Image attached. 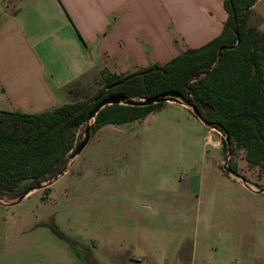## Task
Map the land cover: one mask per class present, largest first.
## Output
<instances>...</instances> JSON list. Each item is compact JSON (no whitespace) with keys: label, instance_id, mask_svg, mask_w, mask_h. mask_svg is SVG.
Returning <instances> with one entry per match:
<instances>
[{"label":"rangeland","instance_id":"obj_1","mask_svg":"<svg viewBox=\"0 0 264 264\" xmlns=\"http://www.w3.org/2000/svg\"><path fill=\"white\" fill-rule=\"evenodd\" d=\"M188 6L172 0V15ZM250 26L264 35V0ZM259 49L264 66V38ZM106 74L74 83L69 100L97 93ZM181 103L95 131L57 180L0 198V264H189L195 239L209 264H264V171Z\"/></svg>","mask_w":264,"mask_h":264},{"label":"trees","instance_id":"obj_2","mask_svg":"<svg viewBox=\"0 0 264 264\" xmlns=\"http://www.w3.org/2000/svg\"><path fill=\"white\" fill-rule=\"evenodd\" d=\"M257 1L225 0L228 17L218 36L187 48L163 65L106 76L104 86L89 98L41 112L0 109V198L22 197L30 188L65 173L82 142L73 130L86 129L89 113L112 94L141 100L179 92L183 99L190 98L209 127L225 134L227 152L234 146L244 148L248 162L264 171V66L259 49L264 35L250 26ZM161 103L106 105L92 121L91 135L106 124L145 118ZM25 180H30L29 185L20 187Z\"/></svg>","mask_w":264,"mask_h":264},{"label":"crops","instance_id":"obj_3","mask_svg":"<svg viewBox=\"0 0 264 264\" xmlns=\"http://www.w3.org/2000/svg\"><path fill=\"white\" fill-rule=\"evenodd\" d=\"M188 1L172 15V0H0V109L51 110L93 73L126 76L206 44L223 29L225 0ZM189 264H209L196 239Z\"/></svg>","mask_w":264,"mask_h":264},{"label":"water","instance_id":"obj_4","mask_svg":"<svg viewBox=\"0 0 264 264\" xmlns=\"http://www.w3.org/2000/svg\"><path fill=\"white\" fill-rule=\"evenodd\" d=\"M223 50V47L220 49V54ZM169 97H174V98H179L182 99L184 101V103L189 106L192 111L194 112L195 115H197L200 119H202L204 121L203 115L201 114V112L199 111V109L192 103V101L190 100V98H182V95L177 92V91H166L164 93H161L160 95L154 96V97H150V98H144L141 100L138 99H128L126 97V95L124 94H112L110 96L105 97L104 99H102L96 106L95 108L89 113L88 115V125L85 129V138L82 140V142L76 147V149L74 150V152L71 155V158L76 157L77 155H79L83 149L86 147V145L88 144L90 137H91V125H92V121L95 119V116L97 115V113L106 105H110V104H116V103H124V104H128V105H140V106H145V105H149V104H154V103H159V102H164L165 100H168ZM152 114V111L150 113H148V115ZM205 122V121H204ZM206 123V122H205ZM217 129V128H215ZM226 140H227V144L230 147L231 141H230V137L226 136ZM231 153V151H229V154ZM64 174V173H62ZM62 174H59L55 177V179L57 180ZM42 187V184L39 186H36L34 188H30L26 194L28 192H30L33 189L36 188H40ZM25 196V195H24ZM24 196H22L19 200H17L16 202H19L22 198H24ZM14 202V203H16Z\"/></svg>","mask_w":264,"mask_h":264}]
</instances>
